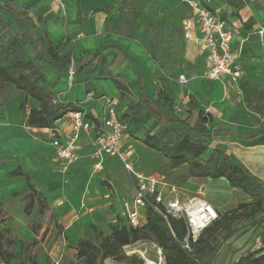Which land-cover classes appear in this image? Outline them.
<instances>
[{"label":"crops","instance_id":"obj_1","mask_svg":"<svg viewBox=\"0 0 264 264\" xmlns=\"http://www.w3.org/2000/svg\"><path fill=\"white\" fill-rule=\"evenodd\" d=\"M2 1L4 4L9 3L22 8L25 13H33V20L31 19L33 25L46 34L47 40L51 44L60 43L58 47L60 56L72 53L78 57L84 52L104 49L102 56L105 59V65L102 75H85V72L83 75L96 90L97 97L93 92L86 94L83 83L85 79L77 80L81 76L76 77L77 84H72L70 87L67 84V90L63 89L61 81L64 82L63 79H65V83H67L66 75L60 76L55 72L52 74L51 81L55 82L53 92L58 101L82 105L84 111L91 118L99 119L102 111L100 102L108 98L107 90H105L108 87L111 88V98L118 101V106L123 104L121 113H119L122 115L130 100L125 101L126 98L124 100L117 98L118 91L108 76L120 75L122 82L125 81L124 85L136 80L137 70L124 59L125 56L136 62L140 69L145 94L149 97L152 96L154 64L140 43L138 33L133 32L134 21L128 24V21L124 19L125 0H78V3L77 0H63V12L51 0ZM175 1L179 3L181 9L179 14L180 30L185 42L183 74L180 75L187 76V83L178 86L181 89L178 93H172L179 104L178 107L174 106L176 109L174 112L180 113V119L173 118L174 114L171 113L169 116L172 120L170 121L178 127L177 131L186 139L201 143L206 147V151L201 157L202 160H206L216 148L225 149L227 154H232L252 175L264 182V32L259 34V31L264 28V0H241L244 4L239 9L230 6V0H211L212 7L220 11L232 33L231 47L235 55V62L241 72L240 80L233 85L228 84L224 79L216 81L207 79L208 65L205 52L201 44L195 42L200 34L188 6L178 0ZM77 5L81 13L86 16L83 23L75 22ZM184 5H186V9H184ZM37 17L41 18V22H37ZM182 21H188V27H183ZM187 44L193 46L191 51L188 50ZM133 55L136 59L132 57ZM140 58L144 61L142 63L144 66L146 65L145 68L139 66ZM73 66H77L74 61ZM130 66L136 74H131ZM50 70L54 71L48 69L47 72ZM170 77L167 76L168 79ZM56 79L59 81L56 82ZM239 82H247L258 88L261 95L260 104L263 106L261 113H257L253 108L244 104ZM76 85H78L77 88L74 87ZM133 97L134 94L131 99ZM6 102L0 103L2 114L0 115V171L7 174L8 190L17 188L16 185L22 186V190L28 189L25 180L8 176L17 167L29 176V183L37 191L43 193L46 189L43 182L38 183L40 188H37V185L34 186L33 182L36 181L39 174L50 173L52 167L57 174L61 175L79 171L100 174L115 169L114 164L117 160L105 156L102 160V169L96 171L89 158L92 150L91 138L81 135L78 141L79 160L69 166L65 173H59L54 152L50 146L49 130L29 129L26 122L29 111L24 114L21 122L17 123L13 111L18 105H14L12 115H9L6 111ZM206 109L208 110L207 114ZM166 114L165 117L168 119V114ZM203 117L207 121H201L200 119ZM32 130H43L45 141L32 136L29 132ZM12 139H14L15 145L10 147L8 144H11ZM189 182H193L196 188L187 191L188 198L200 197L203 199L204 188L212 190L213 194L207 200H203L219 213L234 209L241 203L249 202L245 194L230 188L223 179L191 178ZM128 186H130L131 197L132 183ZM78 190L79 187L73 189L72 195L69 193L71 204L78 199ZM67 192L65 190V193ZM85 192L89 193V190ZM124 200H121L116 214L121 212Z\"/></svg>","mask_w":264,"mask_h":264},{"label":"trees","instance_id":"obj_2","mask_svg":"<svg viewBox=\"0 0 264 264\" xmlns=\"http://www.w3.org/2000/svg\"><path fill=\"white\" fill-rule=\"evenodd\" d=\"M243 4L241 0L229 1V5L236 9L242 7ZM0 13L12 18V25L16 30L0 42V88H12L21 93L24 99H31L38 103L37 108L29 109L27 127L53 130L55 123L61 120L67 112L84 111L82 105L58 101L56 94L52 91L54 84L46 85L45 74L48 69H54L60 76L67 75L68 68L74 61L77 63L76 76H83L84 72L101 76L105 65V59L102 56L104 49L84 52L78 57L72 53L60 56L58 54L60 43L51 44L46 34L33 25L30 18H27L22 8L9 3L4 4L0 0ZM15 13L27 18L31 23L32 29L38 34V45L32 40L28 30L15 21ZM36 19L37 22H41L40 17ZM85 19L86 16L81 13L78 6L75 22L83 23ZM3 27L4 24L0 20V33ZM28 48L33 50L34 55L29 54ZM147 54L150 60L155 61L150 52ZM124 59L136 68V80L128 85L115 79H111V82L118 91L120 100L127 98L130 89H135L134 97L128 102L126 110L121 115L122 120L130 125L132 137L144 147L160 154L167 161L169 171L187 166V177L184 180L191 178L224 179L230 188L245 194L249 202L241 203L234 209L219 213L218 219L205 228L188 249H183L181 245L185 236L183 221L165 214V209L161 205H155L157 210L149 207L145 212V224L138 229H133L125 221L120 220L118 224L112 225L110 235L100 242L87 237L77 240L76 256L81 264H104V261L108 259L125 264H143L137 256L128 257L123 252V247L139 240L153 241L161 251L164 264H214L220 247L236 235L238 226L245 222L252 224L253 221H255L256 241L259 242L260 248L264 249V182L252 175L232 154H227L225 149L216 148L206 160H202L201 157L206 147L201 143L186 139L168 123L153 133L157 126L154 124L140 136L139 131L145 128L156 115L157 110L161 111V108H164L167 113L171 114L174 106L170 105V98H163L158 105L147 96L136 62L126 56ZM83 83L86 94L93 92L97 97L96 90L90 82L85 79ZM239 88L244 104L253 108L257 113H261L263 106L260 104L261 95L258 88L247 82H239ZM21 107L20 104L19 108ZM200 120L207 121L204 117ZM8 176L21 178L27 183L25 214L30 213L35 203L38 204L40 213L50 210L42 193L29 183V176L19 167L11 171ZM102 184L110 187L106 182ZM236 253H238L237 250H232L231 256ZM13 257L14 255L6 252L0 242V260L3 264H10ZM230 264H264V251L248 250L236 262Z\"/></svg>","mask_w":264,"mask_h":264},{"label":"rangeland","instance_id":"obj_3","mask_svg":"<svg viewBox=\"0 0 264 264\" xmlns=\"http://www.w3.org/2000/svg\"><path fill=\"white\" fill-rule=\"evenodd\" d=\"M124 7V19L128 21V24L134 21L133 32L138 33L139 41L145 51L150 52L155 60H150L154 64L153 85L151 84L153 88L152 100L160 105V101L167 97L170 98V105L178 107L179 104L172 93H178L181 90L176 79L177 75L183 74L182 65L185 53V42L180 30L179 14L181 9L179 3L175 0H125ZM186 8L184 5V9ZM26 14L28 19H32L33 13L26 12ZM14 16L15 21L28 30L32 40L38 45V34L32 29L27 18L18 16L17 13ZM0 20L4 24L0 33V42H3L16 30L12 25V18L8 15L0 13ZM187 48L191 51L193 46L187 44ZM41 50L43 52L42 48ZM28 52L34 55L32 49L28 48ZM132 57L136 59L134 55ZM139 61V66L145 68L146 65L144 66L142 63L144 61L141 58ZM130 68L131 74H136L131 66ZM76 70L77 66H74V71L76 72ZM55 72L57 71L46 72V84L55 83L51 81L52 74ZM167 76H171L170 79ZM76 77L74 75L72 84L76 83ZM108 77L122 82L120 75H109ZM84 79L85 77L81 76L77 80L83 81ZM63 80L61 87L67 90L68 75H66L67 83H65V79ZM57 81L59 80L56 79ZM74 87L77 88L78 85ZM53 88L52 91H54ZM105 90H107L108 98L111 99V88L107 87ZM134 93L135 89H130L125 101L131 100ZM117 98H119V94ZM3 102L7 103L6 111L9 115H12L14 105H18L13 111L17 123L21 122L22 117L29 109L38 107L37 102L24 99L21 93L9 87L0 88V103ZM20 104L21 108H19ZM102 105L103 101L100 102L101 107ZM121 107L123 104L117 106V113H121ZM161 109V111L157 110L156 115L145 128L139 131L140 136L154 124L157 126L153 133L166 123L175 129L178 128L170 121V114L164 108ZM172 110L174 114L172 117L180 119V113H175L176 109ZM165 113L168 114V119L165 117ZM0 115H2L1 112ZM29 132L37 139L45 141L43 130ZM8 145L10 147L15 145L14 139ZM133 145L136 164L140 171L146 175L164 174L166 176V182L171 186L172 195L165 202L172 199L184 200L189 197L187 191L194 190L196 185L189 182V179L184 180L187 177V166L169 171L167 161L160 154L144 147L139 141H134ZM114 167L115 169L100 174L79 171L64 175L57 174L52 167L51 172L47 175L39 174L33 183L34 186L37 185L36 187L40 188L38 183L43 182L46 189L44 193H41L49 204L50 210L40 213L38 204L35 203L29 214L24 213L28 189L22 190V186L16 185L17 188L8 190L7 174L0 171V242L6 252H11L14 255L10 264H81L76 256V241L87 237L100 242L109 236L113 225L112 221L114 217L118 218L120 213L116 214V211L119 209L121 200L131 198L128 185L132 182L129 174L118 161ZM103 182H107L110 187H105ZM77 187H79V197L71 204L69 193L72 195L73 189ZM65 190L68 192L65 193ZM86 190H89V193H86ZM203 192L204 200L213 194L212 190L206 188ZM254 222L252 224L245 222L238 226L236 235L220 247L214 264L236 262L248 250L264 251L256 241ZM232 250H237L238 253L231 256ZM126 251V256H137L143 264H147V261L152 264H164L161 251L153 241L139 240L128 245ZM0 264H3L1 260ZM104 264L125 263L108 259L104 261Z\"/></svg>","mask_w":264,"mask_h":264},{"label":"built area","instance_id":"obj_4","mask_svg":"<svg viewBox=\"0 0 264 264\" xmlns=\"http://www.w3.org/2000/svg\"><path fill=\"white\" fill-rule=\"evenodd\" d=\"M51 1L63 12V0ZM178 1L188 6L200 34L195 42L200 43L205 52L208 65L207 79L211 81L224 79L230 85L236 84L241 78V72L231 47L232 33L220 11L212 7L211 0ZM188 24V21H182L183 27H188ZM263 32L264 28L259 34ZM67 75L70 87L75 75L73 62L68 68ZM176 83L185 85L187 79L184 75H179ZM117 106V100L106 98L99 119L91 118L85 111L78 110L67 112L55 123L54 129L49 130V133L57 171L65 173L69 166L79 160L78 141L81 135L89 136L92 148L89 158L94 169L100 171L103 158L108 156L120 162L132 181V196L129 200L123 201L118 218L114 217L112 221L113 225L123 220L131 228L138 229L145 224L147 208L157 210L155 205H161L165 209V214L183 221L185 236L181 245L183 249H188L201 232L218 219L219 212L200 197L165 202L172 195L171 186L167 184L164 174L146 175L138 169L133 145L136 139L130 133V125L117 113ZM205 112L207 114L208 110ZM126 248L127 246L123 247L125 254Z\"/></svg>","mask_w":264,"mask_h":264},{"label":"bare ground","instance_id":"obj_5","mask_svg":"<svg viewBox=\"0 0 264 264\" xmlns=\"http://www.w3.org/2000/svg\"><path fill=\"white\" fill-rule=\"evenodd\" d=\"M224 180V179H223ZM147 264H152V263H150L149 261H147Z\"/></svg>","mask_w":264,"mask_h":264}]
</instances>
